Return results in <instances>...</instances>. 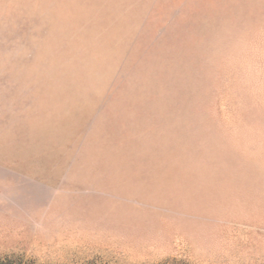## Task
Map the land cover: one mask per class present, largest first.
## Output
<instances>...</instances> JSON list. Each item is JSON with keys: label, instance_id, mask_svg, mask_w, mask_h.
<instances>
[{"label": "rangeland", "instance_id": "1", "mask_svg": "<svg viewBox=\"0 0 264 264\" xmlns=\"http://www.w3.org/2000/svg\"><path fill=\"white\" fill-rule=\"evenodd\" d=\"M0 264H264V0H0Z\"/></svg>", "mask_w": 264, "mask_h": 264}]
</instances>
